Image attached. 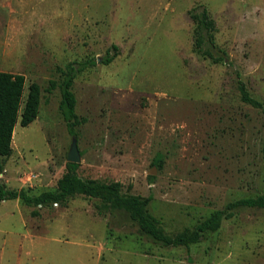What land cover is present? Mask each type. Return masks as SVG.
Instances as JSON below:
<instances>
[{
	"label": "rangeland",
	"instance_id": "rangeland-1",
	"mask_svg": "<svg viewBox=\"0 0 264 264\" xmlns=\"http://www.w3.org/2000/svg\"><path fill=\"white\" fill-rule=\"evenodd\" d=\"M199 6L225 63L195 50L189 13ZM89 58L96 65L73 84L72 135L59 84L68 63ZM0 71L25 76L24 99L41 87L37 119L16 126L12 154L0 157L7 189L55 190L76 137L78 175L150 197L168 235L264 194V114L238 89L240 79L264 108V0H0ZM96 204L76 197L33 216L0 202V264H264V209H239L200 243L165 248Z\"/></svg>",
	"mask_w": 264,
	"mask_h": 264
},
{
	"label": "trees",
	"instance_id": "trees-1",
	"mask_svg": "<svg viewBox=\"0 0 264 264\" xmlns=\"http://www.w3.org/2000/svg\"><path fill=\"white\" fill-rule=\"evenodd\" d=\"M189 14L195 23L194 46L197 54L210 59L213 63L227 62L226 53L215 43L213 33L216 31V23L210 17L208 10L199 6L191 10ZM111 49L115 50V54L111 55L108 51L102 62L105 65L110 64L117 55L118 46L112 45ZM96 63L94 58L82 62L73 61L68 63L63 70V80L59 84L60 110L72 135H75L74 126L77 122L76 97L73 92L74 80L78 74L94 67ZM25 86L24 75L0 71V157H8L12 154L16 126L28 127L38 117L41 87L35 82L30 84L28 95L24 99ZM51 88H56L55 82H51ZM238 89L244 103L261 109L264 114L263 104L251 96L240 79ZM78 169L79 164L69 162L56 189L42 192L37 196L29 195L24 190H10L0 185V202L18 200L35 208L32 215L38 216L40 209L54 205L65 206L69 200L76 197L96 200V210L99 215H122L135 224L139 232L148 240L165 248L189 247L200 243L207 234L217 232L225 220L232 219L239 209H264V194L256 198L236 200L226 205L224 209L212 212L193 229H186L176 235H168L161 228L159 221L148 213L150 197L125 195L122 193V184L119 182L85 180L78 175Z\"/></svg>",
	"mask_w": 264,
	"mask_h": 264
},
{
	"label": "water",
	"instance_id": "water-1",
	"mask_svg": "<svg viewBox=\"0 0 264 264\" xmlns=\"http://www.w3.org/2000/svg\"><path fill=\"white\" fill-rule=\"evenodd\" d=\"M98 62H100V59L98 60ZM80 161H81V154L78 149L77 138L73 137L70 152L68 155V162L79 164ZM151 174H155V172L153 171L151 172Z\"/></svg>",
	"mask_w": 264,
	"mask_h": 264
}]
</instances>
